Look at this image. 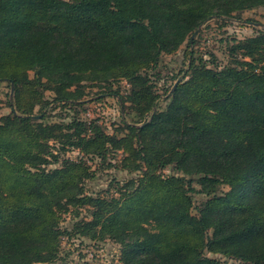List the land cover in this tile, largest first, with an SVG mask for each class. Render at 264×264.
I'll use <instances>...</instances> for the list:
<instances>
[{"label":"trees","instance_id":"trees-1","mask_svg":"<svg viewBox=\"0 0 264 264\" xmlns=\"http://www.w3.org/2000/svg\"><path fill=\"white\" fill-rule=\"evenodd\" d=\"M256 8L264 0H0V82L13 87L0 117V264H54L65 236L109 239L122 264H264V31L228 42L226 65L190 51L208 21ZM185 43V76L162 107L161 60ZM86 84L135 119L113 133L83 120ZM57 108L75 115L49 121ZM96 159L129 177L88 194Z\"/></svg>","mask_w":264,"mask_h":264},{"label":"rangeland","instance_id":"rangeland-1","mask_svg":"<svg viewBox=\"0 0 264 264\" xmlns=\"http://www.w3.org/2000/svg\"><path fill=\"white\" fill-rule=\"evenodd\" d=\"M258 24V25H255ZM258 31H264V9L256 8L241 13V20L236 19H213L202 25L195 35L194 43L190 51H193L195 57L202 58L210 62L212 55L217 59L219 65H226L228 62L227 43L232 39L243 40L258 34ZM187 43L174 55H166L162 58L159 71L160 80L157 83V89L161 95L162 107L166 105L168 97L167 91L170 86L179 79H183L189 63V57L186 55ZM33 80V76L29 77V81ZM120 91L126 93L129 87L123 82L120 85ZM117 90V86L114 88ZM11 88L7 83L0 82V117L8 115L11 112L8 106L9 100L12 98ZM102 89L86 84L85 100L87 104L79 110V116L85 121L98 120L108 133H113L114 129L120 125L123 117L126 116L128 121H133L136 117L134 113L124 114L122 112L121 103L113 96H104L101 98ZM50 95V94H48ZM67 113L75 115L74 111H63L57 108L50 111L49 121H58L59 117H66ZM66 157L77 160L81 154L77 150L69 151ZM120 156L111 159L109 162L117 163ZM93 169L96 170V178L86 182V190L91 195H104L103 192L109 188L114 181H122L129 176L127 173L118 168L107 167L102 165L99 159L90 161ZM58 167L57 164L51 165L50 168ZM106 167V168H105ZM165 175L173 174L172 169L164 171ZM199 189L198 186H196ZM222 190H228L222 186ZM205 197L201 194H194V202L198 207ZM86 211L81 212L79 217L75 215H65L62 221V228L72 230L76 222L85 218ZM121 248L115 242L106 240H92L81 236H72L63 238L60 260L54 264H122L120 261ZM219 259L223 264H238L234 260H228L221 256H211Z\"/></svg>","mask_w":264,"mask_h":264},{"label":"water","instance_id":"water-1","mask_svg":"<svg viewBox=\"0 0 264 264\" xmlns=\"http://www.w3.org/2000/svg\"><path fill=\"white\" fill-rule=\"evenodd\" d=\"M255 25H258V24H255ZM194 36H195V35H194ZM180 81H181V79H179V80L177 81V83L175 84V87L178 85V83H179ZM175 87H174V88H175ZM11 92H12L11 94L13 95V87H12V91H11Z\"/></svg>","mask_w":264,"mask_h":264}]
</instances>
